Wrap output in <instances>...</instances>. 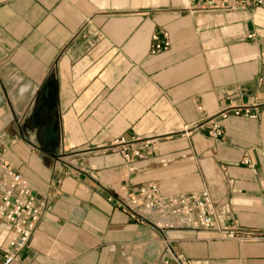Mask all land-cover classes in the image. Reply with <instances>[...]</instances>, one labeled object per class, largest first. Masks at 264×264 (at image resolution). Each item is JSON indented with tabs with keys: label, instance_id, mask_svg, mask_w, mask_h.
<instances>
[{
	"label": "crops",
	"instance_id": "0c3cea01",
	"mask_svg": "<svg viewBox=\"0 0 264 264\" xmlns=\"http://www.w3.org/2000/svg\"><path fill=\"white\" fill-rule=\"evenodd\" d=\"M0 161L47 207L14 264H160L166 242L183 264H264V8L0 0ZM152 184L207 190L220 228L126 214ZM11 239L0 221V264Z\"/></svg>",
	"mask_w": 264,
	"mask_h": 264
},
{
	"label": "built area",
	"instance_id": "2783aa9c",
	"mask_svg": "<svg viewBox=\"0 0 264 264\" xmlns=\"http://www.w3.org/2000/svg\"><path fill=\"white\" fill-rule=\"evenodd\" d=\"M216 1L228 9L241 8H264V0H198ZM171 48L170 36L165 33L162 36L156 35L153 38L151 54H161ZM232 115L241 117L250 115L249 109H233ZM222 119L227 118V112L221 113ZM210 137L219 139L223 136L220 121H215L210 129ZM124 147L121 152L126 162H133L134 159L142 158L140 150L135 149L134 143L119 142ZM143 199L132 198L128 203L121 204L126 214L133 218L144 219L146 214H159L162 218L169 220L171 217L179 219L176 226L191 222V216L196 217L194 226L204 230L220 228L216 206L212 202L211 194L207 190L200 193L186 195L165 196L158 185L152 184L143 189ZM47 210L46 202L39 201L33 193L29 183L21 173L13 171L0 161V221L8 225L12 239L9 248L6 250L3 264H14L19 260L20 255L28 248L33 234L37 230ZM174 226H170L173 229ZM229 238L236 236L234 230H227ZM255 238V237H254ZM166 249L160 264H183L174 252L170 243L166 242Z\"/></svg>",
	"mask_w": 264,
	"mask_h": 264
}]
</instances>
